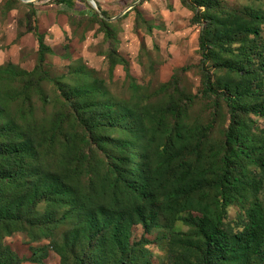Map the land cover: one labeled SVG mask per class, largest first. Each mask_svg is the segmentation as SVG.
Wrapping results in <instances>:
<instances>
[{"label": "trees", "instance_id": "16d2710c", "mask_svg": "<svg viewBox=\"0 0 264 264\" xmlns=\"http://www.w3.org/2000/svg\"><path fill=\"white\" fill-rule=\"evenodd\" d=\"M56 1L78 15L76 0ZM195 3L206 10L193 8L192 22L208 20L202 64L225 76L212 83L203 70L206 122L189 120L200 96L185 101L173 82L159 101L134 82L129 99L58 83L53 97L42 66H0V264H43L51 251L60 264H151L156 230L167 231L168 264H264V16L238 32L224 19L209 43L221 1ZM37 38L43 62L53 52ZM220 120L229 124L216 140ZM236 204L238 229L228 223ZM136 226L144 237L133 242ZM17 234L48 244L23 258L7 243Z\"/></svg>", "mask_w": 264, "mask_h": 264}, {"label": "rangeland", "instance_id": "374dc122", "mask_svg": "<svg viewBox=\"0 0 264 264\" xmlns=\"http://www.w3.org/2000/svg\"><path fill=\"white\" fill-rule=\"evenodd\" d=\"M220 1L218 8H211L212 15L220 17L215 18L217 25L210 27L209 35L206 33L208 42L216 40L224 19L238 27V32L252 25L256 15L264 16V0ZM195 2L76 0L77 11L74 12L78 15H72L56 0H0V66L13 63L30 71L42 66L44 75L51 80L47 92L53 97L59 93L58 83L98 86L111 98L129 99L134 95L131 86L134 82L143 88L144 97L159 101L163 99L167 85L173 82L185 101L187 97L200 96L189 120L206 122L211 106L208 100L201 99L203 81L207 77L203 70L208 71L212 83L225 76L217 72L211 62L202 64L199 37L208 20L205 15L200 24L192 22L196 13L193 8L206 10ZM102 10L107 15L102 14ZM95 12L99 17H93ZM256 23L264 41V23ZM37 33L44 36L53 52L46 54L43 62ZM256 84L257 81L254 87ZM223 110L222 117L227 111L225 104ZM228 124V121H219L216 140L221 138L223 127ZM259 127L264 129V119L259 120ZM246 194L250 206L255 193ZM259 197L264 202V188ZM245 214L240 204L231 206L228 223L238 229ZM177 230L187 231L188 228L179 223ZM143 237V228L136 226L133 242ZM146 237L150 243L146 246L145 258L151 264H168L167 231L156 230ZM29 239L26 234H17L7 243L23 258L32 257L33 247L48 244L46 241L29 244ZM43 264H60V259L51 251Z\"/></svg>", "mask_w": 264, "mask_h": 264}]
</instances>
